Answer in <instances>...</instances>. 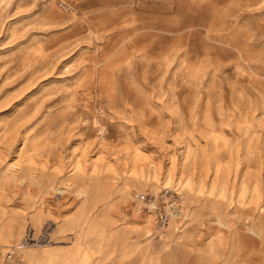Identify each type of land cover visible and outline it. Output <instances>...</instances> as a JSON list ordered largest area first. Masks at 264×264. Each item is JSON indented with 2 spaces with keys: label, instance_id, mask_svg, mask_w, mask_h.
Wrapping results in <instances>:
<instances>
[{
  "label": "rangeland",
  "instance_id": "1",
  "mask_svg": "<svg viewBox=\"0 0 264 264\" xmlns=\"http://www.w3.org/2000/svg\"><path fill=\"white\" fill-rule=\"evenodd\" d=\"M116 1L0 0V264H264V0Z\"/></svg>",
  "mask_w": 264,
  "mask_h": 264
},
{
  "label": "bare ground",
  "instance_id": "2",
  "mask_svg": "<svg viewBox=\"0 0 264 264\" xmlns=\"http://www.w3.org/2000/svg\"><path fill=\"white\" fill-rule=\"evenodd\" d=\"M117 1H119V0H117ZM117 1H116V3H117ZM120 1H121V0H120ZM121 2H122V1H121ZM126 2H128V1H126ZM117 4H118V3H117ZM117 4H116V5H117ZM125 4H126V3H125ZM121 5H122V3H121ZM129 5H130V4H129ZM106 6H107V5H106ZM113 6H115V5H113ZM118 6H119V5H118ZM133 6H134V5H133ZM123 7H124V6H123ZM134 8H135V7H134ZM134 8H133V9H134ZM148 12H149V10H148ZM151 12H152V11H151ZM153 12H154V11H153ZM108 14H109V13H108ZM86 21H87V20H86ZM86 21H85V22H86ZM83 22H84V21H83ZM80 23H81V22H80ZM86 27H87V26H86ZM89 28H90V27H89ZM87 29H88V27H87ZM91 30H92V29H91ZM87 31H89V29H88ZM91 32H92V31H91ZM93 32H94V31H93ZM96 51H97V50H96ZM98 53H99V52H98ZM95 57H96V56H95Z\"/></svg>",
  "mask_w": 264,
  "mask_h": 264
}]
</instances>
